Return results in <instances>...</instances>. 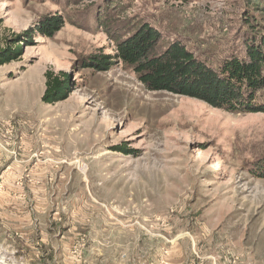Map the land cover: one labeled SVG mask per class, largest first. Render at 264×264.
<instances>
[{"label": "rangeland", "instance_id": "374dc122", "mask_svg": "<svg viewBox=\"0 0 264 264\" xmlns=\"http://www.w3.org/2000/svg\"><path fill=\"white\" fill-rule=\"evenodd\" d=\"M246 0H0V264H264V112L83 67L141 23L216 67L244 57ZM251 9V8H250ZM3 59V58H1ZM75 87L47 104L46 72ZM264 105V89L258 95ZM10 170L4 172L6 167Z\"/></svg>", "mask_w": 264, "mask_h": 264}, {"label": "trees", "instance_id": "16d2710c", "mask_svg": "<svg viewBox=\"0 0 264 264\" xmlns=\"http://www.w3.org/2000/svg\"><path fill=\"white\" fill-rule=\"evenodd\" d=\"M246 1L249 10L244 20L250 35L245 41L244 57L231 55L211 67L178 41L161 48V33L151 24L141 23L126 37L116 40L114 54H91L83 67L107 72L122 63L135 73L148 91L197 99L232 113L264 112V105L258 101L264 89V0ZM63 27V19L54 17L34 31L18 36L7 50L1 51L0 64L21 57L23 46L35 34L53 38ZM20 38L25 42L22 45ZM45 76L43 101L47 104L66 100L76 85L70 72L47 71ZM255 166L253 174L264 180V156Z\"/></svg>", "mask_w": 264, "mask_h": 264}, {"label": "crops", "instance_id": "0c3cea01", "mask_svg": "<svg viewBox=\"0 0 264 264\" xmlns=\"http://www.w3.org/2000/svg\"><path fill=\"white\" fill-rule=\"evenodd\" d=\"M8 170H10V167L7 166L6 169L4 170V172H7Z\"/></svg>", "mask_w": 264, "mask_h": 264}]
</instances>
